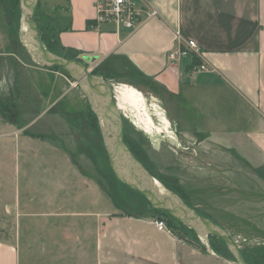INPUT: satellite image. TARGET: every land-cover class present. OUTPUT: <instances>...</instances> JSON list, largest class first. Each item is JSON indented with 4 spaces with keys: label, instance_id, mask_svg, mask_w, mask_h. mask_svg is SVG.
<instances>
[{
    "label": "crops",
    "instance_id": "crops-1",
    "mask_svg": "<svg viewBox=\"0 0 264 264\" xmlns=\"http://www.w3.org/2000/svg\"><path fill=\"white\" fill-rule=\"evenodd\" d=\"M57 4L53 8V28L59 45L71 50L79 60L89 58L88 68L99 70L109 83L114 82L120 109L131 106L140 111L139 119L151 122L140 126L147 134L159 135L171 130L167 118L158 107L146 102L143 93L155 97L164 106L173 132L186 144L181 145L183 148L196 149L199 157L205 159L209 136L228 142L235 157L233 175L245 172L247 176L264 179V0H142L139 2L143 8L141 22L131 31L108 22L96 23L94 0H59ZM1 9L0 6V19L3 17L0 46L5 48L9 43L11 49L0 51V57H15L12 35L4 31L8 23ZM152 9L157 14L148 17ZM176 29L184 38L198 44L202 52L198 62L205 64L207 70L193 72V55L174 62L167 60L168 52L180 45L175 37ZM16 61L19 63L17 58ZM41 71L57 74L67 82L55 70ZM124 90L131 93L129 99ZM148 110L154 111L158 123ZM186 111L194 118L191 123L186 120ZM122 114L128 117L124 111ZM168 137L175 140L172 135ZM239 164L247 168H240ZM205 165L203 162L198 167L203 175L206 167L214 174H222V170L217 172ZM262 196L264 192L253 191L247 195L252 199L245 203L250 215L245 214L244 224L257 231H264V202H260L261 208L255 202V197ZM194 208L206 213L197 206ZM108 210L98 214L92 225L94 248L87 264H232L230 259L201 243H191L189 240L193 239L171 228L159 230L155 217ZM76 216L87 215L77 212ZM28 239L23 263H71L73 254L67 252L72 239L65 238L68 242L56 255L37 253L38 247ZM19 240V237L0 238V264H22ZM45 246L41 244L38 251Z\"/></svg>",
    "mask_w": 264,
    "mask_h": 264
},
{
    "label": "rangeland",
    "instance_id": "rangeland-1",
    "mask_svg": "<svg viewBox=\"0 0 264 264\" xmlns=\"http://www.w3.org/2000/svg\"><path fill=\"white\" fill-rule=\"evenodd\" d=\"M57 1L38 0L37 21L48 34L54 32L53 8L58 5ZM0 6L8 23L4 31L7 35L11 33L15 47L14 52L11 51L15 57H0V238H20L22 264H26L23 263V254L27 253V238L38 248L46 244L44 250L36 249L37 253L45 255L60 254V247L70 238L72 246H69L71 248L67 253H72L73 258L71 263L65 264H87L93 255L92 225L97 215L108 209L113 213L141 214L144 201L137 194L124 189L114 178L104 150L98 118L99 133L85 117H90L92 108L89 109L90 104L83 91L60 69L51 70L61 73L67 82L57 74L41 71L50 69L38 66L28 57L20 40V22L19 18H14L12 0H0ZM2 21L3 17L0 24ZM5 38L8 40V36ZM3 47L0 46V51L11 49L9 43ZM116 88L114 84V99L124 121V140L142 150L146 154L145 159L152 160L160 173L170 178L175 176L189 194L191 206L204 210L231 238L236 232L235 242L241 252L248 257L252 254L257 258L264 255V231L252 229L243 221L245 214L250 215V208L245 209V203L252 198L247 195L253 191L262 194L264 179L257 175L247 176L245 172L233 175L235 157L228 142H219L209 136L205 159L199 157L196 149H182L179 144H186L173 132L164 106L155 97L143 93L146 102L158 107V111L167 118L168 129L171 130L159 135L147 134L140 126L143 123L145 126L147 123L151 125V122L139 119L140 111L131 106L123 110L128 115L125 118L118 103L119 92ZM124 95H129V99L131 93L124 90ZM147 109H150L149 106ZM148 111L158 123L154 111ZM186 114V120L191 123L194 118L191 119L187 111ZM168 135L175 140H170ZM203 162L217 172L222 170V174H214L212 169L206 167L203 175L202 171H198ZM238 167L247 168L244 164ZM158 182L164 186L160 180ZM106 192L118 198V206L114 205ZM262 201L264 196L255 197L260 208ZM254 208L253 212L256 211ZM77 212L86 213L87 216L77 217ZM156 213L175 231L198 239L202 246L213 251L210 242L213 238H199L166 213ZM63 225L69 227L63 230ZM65 238H68L67 241ZM213 242L221 245L216 240ZM225 254L230 258L228 251Z\"/></svg>",
    "mask_w": 264,
    "mask_h": 264
},
{
    "label": "water",
    "instance_id": "water-1",
    "mask_svg": "<svg viewBox=\"0 0 264 264\" xmlns=\"http://www.w3.org/2000/svg\"><path fill=\"white\" fill-rule=\"evenodd\" d=\"M38 0H19L20 40L31 60L45 68L58 67L83 91L95 112L114 177L142 195L154 209L163 210L179 223L194 230L203 239L214 235L227 246L232 264H249L238 244L212 219L199 213L194 207L157 183L155 179L140 174L138 161L124 142V121L117 108L110 83L87 67L88 59L68 58L45 48L35 22ZM197 245L195 241L189 240ZM207 249H210L207 247Z\"/></svg>",
    "mask_w": 264,
    "mask_h": 264
},
{
    "label": "trees",
    "instance_id": "trees-1",
    "mask_svg": "<svg viewBox=\"0 0 264 264\" xmlns=\"http://www.w3.org/2000/svg\"><path fill=\"white\" fill-rule=\"evenodd\" d=\"M12 7H13V14H14V18H19V22H20V7H19V0H12ZM37 10H38V4H37V7H36V10H35V22L37 24V27H38V30H39V33H40V37H41V40L45 46V48H47L48 50L54 52V53H57V54H60L62 56H65V57H68V58H74V59H80L79 57H77V55L75 53H73L71 50L69 49H66V48H63L61 45H59V42L57 40V37L55 35V33L53 32L52 34H48L46 33L45 31H43L41 28H40V23L37 21ZM9 19L10 21H13L11 16H9ZM193 64L194 66L198 65L199 62H198V58L193 56ZM50 69H60L58 67H54V68H50ZM63 73H65L62 69H60ZM92 73L93 74H96V75H99V76H102L103 78L107 79V76L103 73H101L99 70L97 69H93L92 70ZM65 75L68 77V75L65 73ZM89 109L91 110V107L89 106ZM86 119L89 118L90 120V126L96 130V132L99 133V127H98V122H97V116L95 114L94 111L91 110L90 112V117H88V115H85ZM125 141V140H124ZM126 142V141H125ZM132 148V147H131ZM105 150V148H104ZM132 150L134 151L135 150V147L132 148ZM105 153L107 155V152L105 150ZM141 157V156H140ZM142 157L143 158H147L146 157V154L143 153L142 154ZM107 159H108V156H107ZM75 163V162H73ZM108 164H109V160H108ZM109 168L111 170V167L109 165ZM112 172V170H111ZM113 174V172H112ZM114 176V175H113ZM115 178V177H114ZM116 179V178H115ZM117 183L120 184L124 189L130 191V192H133L135 194H137L141 199L142 201H144V206L143 208L140 210L141 214H137V215H134V214H131L129 212H121V213H118V214H127V215H133V216H136V217H145V216H150V217H155V218H158V219H162L165 221L166 225L171 228L172 231L174 232H177L175 231V229H173L171 227V225H169L167 223V221L162 217L160 216L158 213H156V211H162L164 213H166L165 211L163 210H159V209H154L152 207L149 206V203L148 201L142 196L140 195L138 192H136L135 190H132L130 189L129 187H127L126 185L122 184L121 182H119L117 179H116ZM163 185L165 186L166 189H168L169 191L173 192V193H176L177 195H179L185 203H187L188 205L189 204V194L187 193V191L184 189V187L179 183L178 179L176 177H172V178H168V179H162L160 180ZM106 194L110 197L111 201L114 203L115 206H118V198H116L115 196H113L110 192H106ZM141 203H139L138 205H140ZM191 206V205H190ZM193 207V206H192ZM199 213H201L202 215L208 217L211 219V217H209L208 214L206 213H202L200 211H198ZM167 215H169L168 213H166ZM170 216V215H169ZM171 217V216H170ZM173 218V217H172ZM174 219V218H173ZM215 222V221H214ZM183 225V224H182ZM185 226V225H184ZM187 227V226H186ZM189 228V227H187ZM190 229V228H189ZM195 235H197L195 233L194 230L190 229ZM178 234H180L179 232H177ZM210 239L213 238V240H211V247L213 249V251L221 256V257H225V258H228V259H231L232 260V256L226 246V244L221 240L219 239L218 237L214 236V235H209L208 236ZM190 238V237H189ZM193 239V238H191ZM194 241L199 242L198 239H193ZM214 240H216L218 243H221L220 246L216 245L215 242H213ZM226 251H228L229 255H230V258L228 256H226ZM242 254H243V257L244 259L246 260V262H248L249 264H258V263H261L263 262L264 263V255H261V257H256L254 256L253 254L250 255L249 257L247 255L244 254V252L242 251ZM260 258V259H259Z\"/></svg>",
    "mask_w": 264,
    "mask_h": 264
},
{
    "label": "built area",
    "instance_id": "built-area-1",
    "mask_svg": "<svg viewBox=\"0 0 264 264\" xmlns=\"http://www.w3.org/2000/svg\"><path fill=\"white\" fill-rule=\"evenodd\" d=\"M142 0H94L95 7V22H108L116 26V28L124 27L128 30H134L141 22L140 14L142 7L139 2ZM157 14L155 9L148 12V17ZM175 37L180 45L169 51L167 60L174 62L175 60L186 55H193L195 57L201 56L202 52L198 44L193 39L184 38L179 29L175 30ZM201 70H207V66L203 63L193 67V72L196 73ZM112 91L114 89V82L110 83ZM155 225L159 230L169 231V227L162 219L155 218Z\"/></svg>",
    "mask_w": 264,
    "mask_h": 264
},
{
    "label": "flooded vegetation",
    "instance_id": "flooded-vegetation-1",
    "mask_svg": "<svg viewBox=\"0 0 264 264\" xmlns=\"http://www.w3.org/2000/svg\"><path fill=\"white\" fill-rule=\"evenodd\" d=\"M125 144H126L127 148L131 151V153L134 155L136 160L138 161L140 169H141L140 174L142 176H147V177L155 179L157 181L170 178L168 175H164V174L160 173L158 170V167L156 166V164L152 160L148 161L147 159L143 158L142 157V154H143L142 150H140L139 148H135V150L133 151L132 148H134V147L130 146L127 142H125ZM179 146H181V145L179 144ZM181 148L183 149L182 146H181ZM171 177H175V176H171Z\"/></svg>",
    "mask_w": 264,
    "mask_h": 264
},
{
    "label": "bare ground",
    "instance_id": "bare-ground-1",
    "mask_svg": "<svg viewBox=\"0 0 264 264\" xmlns=\"http://www.w3.org/2000/svg\"><path fill=\"white\" fill-rule=\"evenodd\" d=\"M156 181V180H155ZM158 183V181H156ZM160 183V182H159ZM164 187V186H163Z\"/></svg>",
    "mask_w": 264,
    "mask_h": 264
}]
</instances>
